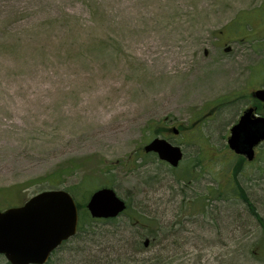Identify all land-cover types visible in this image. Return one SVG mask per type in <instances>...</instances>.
I'll list each match as a JSON object with an SVG mask.
<instances>
[{"label": "rangeland", "instance_id": "obj_1", "mask_svg": "<svg viewBox=\"0 0 264 264\" xmlns=\"http://www.w3.org/2000/svg\"><path fill=\"white\" fill-rule=\"evenodd\" d=\"M261 88L264 0H0V210L109 187L140 258L158 231L177 262L264 264V144L246 162L226 143L245 108L264 116ZM156 137L177 168L143 152ZM94 244L49 264H89Z\"/></svg>", "mask_w": 264, "mask_h": 264}, {"label": "water", "instance_id": "obj_2", "mask_svg": "<svg viewBox=\"0 0 264 264\" xmlns=\"http://www.w3.org/2000/svg\"><path fill=\"white\" fill-rule=\"evenodd\" d=\"M252 97L264 103V89L254 91ZM253 112L249 108L242 113L227 139L229 149L248 161L254 157V148L264 141V117ZM143 150L155 153L171 167L182 158L179 147L160 138L151 140ZM86 209L94 219H113L124 211L125 203L112 189L101 188L90 195ZM77 220L75 202L66 191L40 192L20 207L0 211V255L9 264H44L53 251L75 235Z\"/></svg>", "mask_w": 264, "mask_h": 264}, {"label": "trees", "instance_id": "obj_3", "mask_svg": "<svg viewBox=\"0 0 264 264\" xmlns=\"http://www.w3.org/2000/svg\"><path fill=\"white\" fill-rule=\"evenodd\" d=\"M257 110L258 112H260L259 108ZM239 198L242 202H245V204H247L248 207H246V209L251 210V206L248 204L249 201H246V197L243 193L239 195ZM76 205L79 211V224L77 227L76 235L67 242L63 243L62 246L53 253V255H55L57 252L59 253V251H61L65 246L72 244L76 239L85 240L89 243L91 239H93V244L95 243V246H99V249L95 254V258H93L92 261H89V264H184L181 262H177L179 252L178 248H172L169 247L168 244H163V238L160 241L158 240V231L153 232L151 235L152 239L155 241L154 244L153 242H151L152 248L158 244L160 245L157 251L155 250L153 252V255L147 258H140L138 254H143L145 250L140 248V244L135 237L126 236L125 232H122L121 228L114 224L116 219H91L84 208L83 202H77ZM250 213L253 215V217L255 216L257 218V215L255 213H253L252 211H250ZM262 227L264 226L262 225ZM89 229L91 230L90 233L88 231ZM160 232L162 231L160 230ZM99 234L103 239H105L101 243V237L100 240L98 239ZM105 252H107V255H103ZM113 256L115 258L112 261L111 257ZM181 256L182 258L186 259L185 257L187 256V253H182ZM190 258L192 259V257L190 256L188 258L187 264H200L197 256H195L192 260ZM59 259L60 258H58V262ZM49 263L50 261H48L46 264Z\"/></svg>", "mask_w": 264, "mask_h": 264}]
</instances>
